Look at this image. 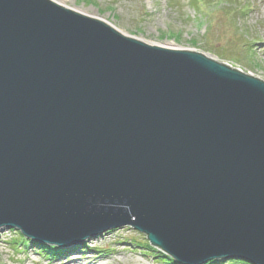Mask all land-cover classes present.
<instances>
[{
	"label": "water",
	"instance_id": "water-1",
	"mask_svg": "<svg viewBox=\"0 0 264 264\" xmlns=\"http://www.w3.org/2000/svg\"><path fill=\"white\" fill-rule=\"evenodd\" d=\"M129 225L180 264H264V80L53 0H0V231Z\"/></svg>",
	"mask_w": 264,
	"mask_h": 264
},
{
	"label": "rangeland",
	"instance_id": "rangeland-1",
	"mask_svg": "<svg viewBox=\"0 0 264 264\" xmlns=\"http://www.w3.org/2000/svg\"><path fill=\"white\" fill-rule=\"evenodd\" d=\"M53 1L101 19L144 42L202 52L264 80V0ZM18 231H0V264H66L90 260L100 264H166L160 258V251L147 246L146 234L129 225L83 241L89 243L90 256L84 254L87 250L82 248V243L69 253H63L64 249L58 256L47 255L38 242L26 244ZM202 264L248 263L229 257Z\"/></svg>",
	"mask_w": 264,
	"mask_h": 264
},
{
	"label": "bare ground",
	"instance_id": "bare-ground-1",
	"mask_svg": "<svg viewBox=\"0 0 264 264\" xmlns=\"http://www.w3.org/2000/svg\"><path fill=\"white\" fill-rule=\"evenodd\" d=\"M59 4V3H58ZM62 5V4H61ZM64 7H67V6H64ZM67 8H69V9H72V10H74V11H76L75 9H73V8H70V7H67ZM130 36V35H129ZM193 51V50H192ZM106 231H108V230H105V231H103V232H101V233H99V234H96V235H93V236H91V237H88V238H86V239H90V238H93V237H98L99 235H101V234H103L104 232H106ZM85 239V240H86ZM31 240H33V239H31ZM85 240H83V241H85ZM33 241H35V242H38L40 245H43V244H45V245H50L49 247H56V248H64V249H66L65 250V253H69L70 251H72V250H75L76 248H77V246H79V244L80 243H82L83 241H80V242H78V243H75V244H72V245H64V246H58V245H56V244H51V243H49V242H44L43 244H42V242H40V241H36V240H33ZM89 244V243H88ZM88 244H83L82 243V248H86V250L87 251H85V255L86 256H90V255H92V253L90 252V250H89V248H90V246L88 245ZM74 245H76V246H74ZM71 246V247H70ZM43 248H45V246H42ZM160 249V248H159ZM160 250H162V249H160ZM87 253V254H86ZM89 253V254H88ZM83 254V253H82ZM106 256H107V254L105 255V256H103V258L102 259H105L106 258ZM66 264H100V263H97L96 262V260H90V261H86V262H79V261H77V263H66Z\"/></svg>",
	"mask_w": 264,
	"mask_h": 264
},
{
	"label": "trees",
	"instance_id": "trees-1",
	"mask_svg": "<svg viewBox=\"0 0 264 264\" xmlns=\"http://www.w3.org/2000/svg\"><path fill=\"white\" fill-rule=\"evenodd\" d=\"M194 1H195V0H194ZM18 233H19L20 237L26 242V244L29 243V240H28L27 238H25L24 235H23L20 231H18ZM32 242H33V243H36L35 241H32ZM146 244H147V246H148L149 248L154 249L149 243H146ZM41 246H45L44 250L47 251V255H51V254H53V253H56L57 251H62V250H64V248L49 247V246L44 245V244L41 245ZM154 250H155V249H154ZM155 251H157V250H155ZM160 257H161V258L163 257L164 262H165L166 264H179V263L175 262L170 256L165 255L163 252L160 254Z\"/></svg>",
	"mask_w": 264,
	"mask_h": 264
}]
</instances>
